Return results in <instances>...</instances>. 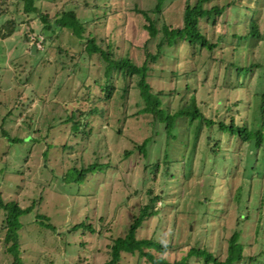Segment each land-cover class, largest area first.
Segmentation results:
<instances>
[{"label":"rangeland","instance_id":"rangeland-1","mask_svg":"<svg viewBox=\"0 0 264 264\" xmlns=\"http://www.w3.org/2000/svg\"><path fill=\"white\" fill-rule=\"evenodd\" d=\"M187 1L196 0H166L163 14L152 15L157 28L164 24L182 27ZM235 1L209 0L204 7H223ZM156 2L35 1L52 25L61 13L75 11L86 23L83 39H78L54 26L45 31L39 16L23 12L21 0H0V193L5 203L33 207L20 219L21 264H105L111 258L113 240L128 234L140 209L149 203V189L160 200L137 238L154 239L168 247L165 253L152 250L155 257L173 263L199 247L224 260L229 239L239 232L244 264H251L252 258L264 260V144L253 156V145L219 133L216 139L224 154L216 159L210 153L215 143L207 140L210 129L205 127L192 161L191 143L181 145L180 138L167 141L164 124L141 112L145 103L135 77L123 99L125 83L122 76L113 75L115 93L111 100L106 98L111 82L106 64L100 55H89L86 40L95 39L103 50L112 44L117 58L129 57L142 66L147 52L156 53L157 40L150 39L146 21L136 8L150 11ZM243 3L253 5V1L239 0L226 18H215L216 23L213 17L202 21L201 27L213 42L224 37L214 53L200 51L193 63L191 51L180 44L157 62L148 61L147 81L170 113L195 95L208 119L230 121L223 108L229 90L223 86L226 61L221 59H234L235 23L243 29L249 15ZM259 8L264 34V0ZM9 20L17 27L4 40L1 35L7 30L2 27ZM27 36L42 40L43 49L33 54ZM259 49L250 56L254 61ZM246 57L243 51L240 58L245 61ZM246 84L247 89L234 91L232 97L244 98L241 115L232 108L237 123L250 116L246 106L257 89L256 72ZM182 126L187 128L188 122ZM185 136L186 141L188 133ZM144 142L146 149L140 152L138 147ZM92 164H96L94 171L79 181V172ZM240 186L243 195L238 204L235 195ZM5 218L0 209V264H15V257L7 251L10 244L5 242ZM42 223H50L54 230ZM259 225L261 230L256 233ZM190 263L204 264L199 257H191ZM119 264L150 263L138 255L122 254Z\"/></svg>","mask_w":264,"mask_h":264},{"label":"trees","instance_id":"trees-1","mask_svg":"<svg viewBox=\"0 0 264 264\" xmlns=\"http://www.w3.org/2000/svg\"><path fill=\"white\" fill-rule=\"evenodd\" d=\"M21 1L23 2V12L28 16H39L44 24L43 29L45 31L50 32L53 30L52 28L55 27L61 31L68 30L76 38L83 39L86 23L82 22L77 17L75 11L70 10L61 13V15L55 17L52 25L49 17L42 15L40 9L35 5L36 0ZM208 1L209 0H196L193 3L187 1L183 14V26L178 28H173L164 24L160 29H158L156 21L152 18L153 14L159 16L163 14V8L166 0H157L154 9L150 11L139 10L136 8V11L141 14L146 21L145 28L150 39L157 40V44L155 45L156 53L151 54L147 52L146 61L142 66H138L133 63L129 57L117 58L113 52L112 44H108L106 50H103L93 38L86 40V50L89 55H100L106 64V76L109 80H111V82L109 81L110 84L106 87L107 100H111L115 93V86L112 82L113 75L116 74L122 76L125 83L122 87L123 93L121 97L123 99L128 96L133 78L135 77V79H137L136 86L140 92V97L145 103V107L141 112L153 115V122L156 123V121H160L164 124L167 141H176L180 138L181 145L191 143V155L193 158L190 160L193 161L194 159L201 132L205 127L210 129L207 140L215 143V145L211 147L210 153L214 155L216 159L218 156L223 158L222 155L224 154L220 141L216 139L219 133H223V135L226 136H233L238 138L241 142L253 145L251 155L255 156L264 144V34L260 32L259 18L257 16L262 0H245L247 3L253 1L252 7L243 3V6L249 10V15L251 16L248 15L245 23L243 24V29L240 28V23H235L238 28L233 32V37L236 39L233 53L234 59L233 61H227L224 58L221 59L222 62L226 61L223 77L225 85L223 86L229 90V93L227 98L228 104L224 105L223 108L229 115V122L219 120L216 123L212 119H208L198 106L195 95H192L189 101L182 104L176 112L170 113L169 110H166L163 107L160 94H154L147 81L149 72L148 61L150 60L153 63L157 62L161 57L166 56L169 50L176 49L177 47L179 48L180 44L186 45L191 51V59H193L194 63V60L200 56V51L205 50L212 54L218 48L219 43L223 42V36L219 37L217 42H213L209 39L204 29L201 27V23L202 21H206L212 17L214 19L221 17L226 18L228 10L232 6H235L236 2L239 0L235 1V3H228L223 7L215 6L211 9H206L204 6ZM1 5H4V2H1ZM13 6L16 8V3H14ZM236 6L238 7V4H236ZM224 22L226 26H230L229 21L225 19ZM214 23H216V19L214 20ZM16 27L17 23L14 20L7 21L2 27L3 31L7 30V33H2V39L5 40L11 37L14 34ZM27 39H29L28 36ZM257 46L260 47L258 54L259 57L256 61H254V59L250 56H252V53ZM243 51L247 54L245 61L240 58ZM78 56H81L80 52ZM195 70L196 69L193 71ZM255 72L257 75V89L251 97L253 100H249L246 106V110L247 112H250V116L245 118V120L243 119L241 123H237L233 115L232 108H236L235 113L241 115V105L244 103V98L233 100V93L236 90L247 89L248 87L246 83L248 80L250 81ZM172 75L177 77V73L175 72L172 73ZM172 93H174V91ZM184 121L188 122L187 128L182 126ZM179 123H181V125ZM186 132L189 136H187L185 141ZM5 135L6 133L3 132V136ZM146 142L138 147L140 152L145 151ZM166 158H168L167 154ZM174 163L175 162L171 160V164L174 165ZM95 167L96 164H92L80 171L78 174V180L81 181L82 177L93 172ZM154 167V170H157L158 164ZM169 168L170 167H167V169ZM210 192H213V190ZM242 192L243 187L240 186L235 195V201L238 204H240L242 200ZM148 195L149 203L140 209L138 216L134 219L129 228L128 234L124 238H116L113 240L112 245L110 246L111 258L105 264H119L122 254L138 255V258H146L150 264H191V257H199L203 260L204 264L245 263L246 257L244 255V246L240 243L239 232H234L229 239L227 256L224 260L215 256L206 248L202 249L199 247L191 248L187 257L173 263L165 260L164 258L155 257L152 250L165 253L168 247L161 245L154 239L139 240L137 238V232L141 228L142 224L156 213V204L160 200L159 196H155L150 189L148 191ZM0 209L4 210L6 215L3 227L6 230L5 242L6 244H10L7 251L15 257V264H21L18 244V232L22 228L20 219L24 215L30 214L33 207L22 209L17 202L5 203L0 193ZM44 220H47V218L44 217ZM42 224L48 229L54 230V227L50 223ZM88 230L93 232L90 225L88 226ZM260 230L261 227L259 225L256 233H259ZM262 255L264 256V252ZM251 264H264V260L259 261L257 258H252Z\"/></svg>","mask_w":264,"mask_h":264},{"label":"built area","instance_id":"built-area-1","mask_svg":"<svg viewBox=\"0 0 264 264\" xmlns=\"http://www.w3.org/2000/svg\"><path fill=\"white\" fill-rule=\"evenodd\" d=\"M29 41L31 46H34L36 48V51H41L43 49L41 46L43 44L42 40L39 41V39L36 37H30Z\"/></svg>","mask_w":264,"mask_h":264},{"label":"water","instance_id":"water-1","mask_svg":"<svg viewBox=\"0 0 264 264\" xmlns=\"http://www.w3.org/2000/svg\"><path fill=\"white\" fill-rule=\"evenodd\" d=\"M31 51H32L33 54H37L36 48L34 46L31 47Z\"/></svg>","mask_w":264,"mask_h":264}]
</instances>
